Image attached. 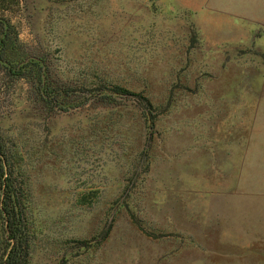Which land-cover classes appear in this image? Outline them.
I'll use <instances>...</instances> for the list:
<instances>
[{
    "label": "rangeland",
    "instance_id": "1",
    "mask_svg": "<svg viewBox=\"0 0 264 264\" xmlns=\"http://www.w3.org/2000/svg\"><path fill=\"white\" fill-rule=\"evenodd\" d=\"M2 14L21 69L0 63V141L28 194V264H264V159L232 169L223 149L264 141V0Z\"/></svg>",
    "mask_w": 264,
    "mask_h": 264
},
{
    "label": "trees",
    "instance_id": "2",
    "mask_svg": "<svg viewBox=\"0 0 264 264\" xmlns=\"http://www.w3.org/2000/svg\"><path fill=\"white\" fill-rule=\"evenodd\" d=\"M12 1L0 0V63L5 68L7 66H11L10 69L16 68L14 71L19 74L21 68L16 67L17 63L11 65V62L2 58L8 38L7 33L3 32L6 19L2 12L6 4L10 5ZM103 91L108 96L132 95L118 86L104 87ZM6 151L0 141V221L3 223L0 225V234H4L5 237V244L0 248V264H28V239L31 234L28 194L18 168L16 167V172L14 171L13 165L17 162L14 161L12 154Z\"/></svg>",
    "mask_w": 264,
    "mask_h": 264
},
{
    "label": "crops",
    "instance_id": "3",
    "mask_svg": "<svg viewBox=\"0 0 264 264\" xmlns=\"http://www.w3.org/2000/svg\"><path fill=\"white\" fill-rule=\"evenodd\" d=\"M223 149L225 153L231 155L230 157L233 160H236L235 162L232 160V169L238 165L242 168L243 159H264V141L255 135L241 136L238 140L227 143ZM238 160H241V162L238 163ZM230 190H233V188L230 187Z\"/></svg>",
    "mask_w": 264,
    "mask_h": 264
}]
</instances>
